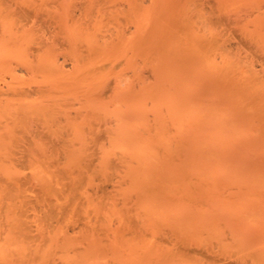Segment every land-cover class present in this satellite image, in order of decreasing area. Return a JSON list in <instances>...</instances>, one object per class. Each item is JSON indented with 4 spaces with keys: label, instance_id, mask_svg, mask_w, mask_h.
I'll return each mask as SVG.
<instances>
[{
    "label": "bare ground",
    "instance_id": "bare-ground-1",
    "mask_svg": "<svg viewBox=\"0 0 264 264\" xmlns=\"http://www.w3.org/2000/svg\"><path fill=\"white\" fill-rule=\"evenodd\" d=\"M0 264H264V0H0Z\"/></svg>",
    "mask_w": 264,
    "mask_h": 264
},
{
    "label": "rangeland",
    "instance_id": "rangeland-1",
    "mask_svg": "<svg viewBox=\"0 0 264 264\" xmlns=\"http://www.w3.org/2000/svg\"><path fill=\"white\" fill-rule=\"evenodd\" d=\"M234 37L233 36H231V39H233ZM236 39H237V37H236ZM233 40H235V39H233ZM257 62H258V60H257Z\"/></svg>",
    "mask_w": 264,
    "mask_h": 264
}]
</instances>
